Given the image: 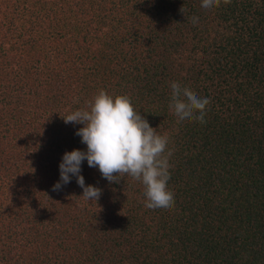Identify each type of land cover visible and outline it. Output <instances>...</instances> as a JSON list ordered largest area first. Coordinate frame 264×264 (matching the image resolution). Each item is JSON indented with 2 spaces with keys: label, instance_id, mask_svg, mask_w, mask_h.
<instances>
[{
  "label": "trees",
  "instance_id": "1",
  "mask_svg": "<svg viewBox=\"0 0 264 264\" xmlns=\"http://www.w3.org/2000/svg\"><path fill=\"white\" fill-rule=\"evenodd\" d=\"M201 4L0 0V264H264V0ZM172 82L210 100L205 123L169 110ZM101 89L170 138L172 211L86 160L98 201L75 177L53 191L86 151L63 118Z\"/></svg>",
  "mask_w": 264,
  "mask_h": 264
},
{
  "label": "clouds",
  "instance_id": "2",
  "mask_svg": "<svg viewBox=\"0 0 264 264\" xmlns=\"http://www.w3.org/2000/svg\"><path fill=\"white\" fill-rule=\"evenodd\" d=\"M221 2L227 5L231 0H202L201 7L215 10ZM192 23H198V17H192ZM171 90L169 110L179 121L206 122L208 98L177 82L171 83ZM63 119L65 124L83 125L75 134L86 145V151L73 149L63 154L59 164L60 180L53 185V191L60 190L75 177L83 189L82 197L98 201L102 189L86 186L81 175V166L86 160L88 166L97 168L110 184L119 183L126 176L139 182L143 186L145 208L174 209L175 196L168 188L169 159L173 155L169 149L170 138L150 126L129 95H113L101 89L86 108L77 109Z\"/></svg>",
  "mask_w": 264,
  "mask_h": 264
},
{
  "label": "rangeland",
  "instance_id": "3",
  "mask_svg": "<svg viewBox=\"0 0 264 264\" xmlns=\"http://www.w3.org/2000/svg\"><path fill=\"white\" fill-rule=\"evenodd\" d=\"M4 89V86L0 85V92ZM14 95V94H13Z\"/></svg>",
  "mask_w": 264,
  "mask_h": 264
}]
</instances>
